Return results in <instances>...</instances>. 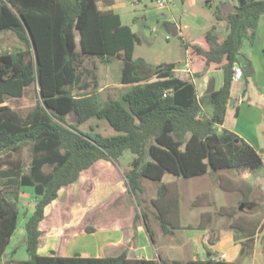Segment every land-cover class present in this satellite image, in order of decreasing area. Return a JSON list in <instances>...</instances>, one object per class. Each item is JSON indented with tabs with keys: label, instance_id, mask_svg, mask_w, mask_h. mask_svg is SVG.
Wrapping results in <instances>:
<instances>
[{
	"label": "trees",
	"instance_id": "trees-1",
	"mask_svg": "<svg viewBox=\"0 0 264 264\" xmlns=\"http://www.w3.org/2000/svg\"><path fill=\"white\" fill-rule=\"evenodd\" d=\"M100 1L106 8L113 5V0H0V33L14 34L25 46L0 53V262L18 226L19 208L5 179L13 177L22 187L42 185L44 193L35 195L34 210L24 226L29 259L12 264H238L214 260L209 251L204 260L186 262L161 256L128 259L125 254L104 258L37 254L46 208L58 199L62 188L77 182L82 172L100 160L117 164L126 151L134 156L125 179L135 197L143 196L144 180L160 184L152 204L163 233L170 225L165 175L190 179L233 169L244 177L262 166L254 147L235 133L219 129L231 97L233 67L241 66V60L252 66L241 48L244 42L253 45L255 41L264 0H234L230 12L217 8L216 20L228 26L225 38L216 34V26L198 43L183 38L184 74L171 63L151 65L134 59L140 38L118 13L100 9ZM88 57L120 60L118 82L130 90L100 101L97 79L84 82L89 71L83 64ZM207 71H221L223 86L200 96L192 79ZM34 84L39 101L25 115L5 104L7 99L22 98ZM204 106L212 108L210 116ZM71 114L75 116L72 124L67 121ZM92 118L105 120L116 135L82 132L80 126ZM24 150L31 154L27 169ZM141 217L154 244L147 216ZM241 224L235 220L231 228L242 234ZM254 236H244V256L253 250Z\"/></svg>",
	"mask_w": 264,
	"mask_h": 264
},
{
	"label": "rangeland",
	"instance_id": "rangeland-1",
	"mask_svg": "<svg viewBox=\"0 0 264 264\" xmlns=\"http://www.w3.org/2000/svg\"><path fill=\"white\" fill-rule=\"evenodd\" d=\"M172 1L173 5L163 8L158 7L154 0H118L116 4L122 23L130 26L140 38V43L135 47L134 58H141L151 65L157 62L171 63L176 66V69L184 70L186 55L183 38L198 43L203 34L213 26H216V34L220 38H225L228 34V26L224 21L216 20L215 12L217 8H222L224 3L233 6L235 1ZM99 5L101 6V3ZM172 28L178 32L177 36L172 34ZM20 49H25V46L14 34L0 33V53ZM242 52L248 57L252 56L254 66L258 69L254 73V67L253 69L248 67V70L252 69L249 72L250 75L242 81L243 90L246 93L243 99L244 106L246 111H257L261 114L264 124V15L261 17L260 31L253 45L244 42ZM240 62L243 66L245 60ZM241 66L239 67L242 68ZM83 68L89 71L84 75V82L91 83L94 77L99 82L100 101L128 92L131 88L121 86L118 82L122 68L120 60L112 59L109 62H103L94 57H88L84 61ZM101 88L102 91H100ZM239 88H241L240 84ZM198 94L200 95V92ZM38 101V86L34 84L25 90L22 98L7 99L5 104L25 115L35 107ZM67 121L74 123L75 116L69 115ZM79 129L84 133H95L106 137L116 135L105 120L96 118H92ZM258 135L260 139L255 150L261 156L262 166L252 174L241 177L235 170L228 169L209 171L203 176L190 179L165 175L163 183L173 184L170 213L175 222L167 225L168 235L165 237V242L172 248L169 258L185 261L198 252L202 257L204 250L197 243L194 233L198 229L214 230L218 238H222L230 232L241 235L239 229L231 228L235 220L253 222L255 230L264 223V127ZM133 157L129 151L124 152L117 164L120 170H128ZM22 159L27 169L31 161L28 150L23 151ZM97 163L90 170L83 172L77 182L61 189L58 199L46 208L44 230L53 223L54 229L66 235L61 243L66 239V241H74L71 242L73 245L79 243L81 246L89 242L88 238L76 239L75 233L80 232L82 227L88 225L99 231H107L114 226H119L126 230V226L128 227L129 222L133 220L134 228H141L143 233L141 238L137 237L136 242L139 243L145 238L148 244L152 245L141 217V214H145L148 227L157 242L156 234L162 235L163 231L156 217L158 211L152 201L157 199L160 184L144 180L143 196L135 197L129 191L127 192L123 177L117 173L110 178L111 190L105 193L102 188H99V183L105 184V180L96 168L104 162ZM5 179L18 205L19 217L17 229L6 247L2 260L26 261L29 259V254L24 226L34 210L35 187H22L19 180L13 177ZM137 216L139 220L135 221ZM263 229L259 231L257 247L259 251L264 252V237L261 235ZM241 251H244L242 246ZM242 252L235 262L249 264ZM259 259L260 263L264 264L263 255Z\"/></svg>",
	"mask_w": 264,
	"mask_h": 264
},
{
	"label": "crops",
	"instance_id": "crops-1",
	"mask_svg": "<svg viewBox=\"0 0 264 264\" xmlns=\"http://www.w3.org/2000/svg\"><path fill=\"white\" fill-rule=\"evenodd\" d=\"M117 1L118 0H113V5L108 8L104 6L103 1H100L98 5L101 3V6L99 5L100 9H111L120 15L116 4ZM260 20L257 27V33L260 31ZM241 52H242V48H241ZM242 54L246 57L247 60L251 62L252 66L250 68L253 69L254 67L253 72L256 73L258 69L255 68L254 66L255 64L252 56L248 57L243 52ZM241 70L243 73L242 80L240 81L234 80L232 83L231 95H230L231 97L229 100L230 104L227 106L224 123L219 130L227 129L238 135L240 138H242L252 147L256 148L258 147V142L260 139V135L258 134L261 133V131L263 130L264 124L261 118V114L257 113V111H246L247 109H245L243 99L245 98L246 93L245 90H243L242 81L243 79L249 77L248 75H250L249 72L251 71L248 70V63L246 60L243 65V69L241 68ZM176 71L181 74L186 73L187 71L186 61H185V69L184 70L176 69ZM192 80L196 85L198 92H200V96H201L205 90L207 91V88L210 83H212L214 90H219L223 86L224 77L221 71H207L202 73L199 78L197 79L193 78ZM239 84L241 88H239ZM102 90L103 89L101 88L100 91ZM239 99L242 100V104L240 105L237 104V100ZM203 111L207 116H210L212 113V108L210 106H204ZM251 133L253 134L251 135ZM100 161H103L104 163L96 168L98 173L103 177V180H105V184L99 183L100 184L99 188H102V191H105V193L109 192L111 190L110 178L116 176V174L118 173L123 177L125 181V189H127L128 192L129 190L125 179V173L129 169L126 171L124 170L122 171L117 165L118 163L114 164L110 161H105V160H100ZM94 166H96V164ZM88 170H90V168ZM82 174L83 172L81 173V175ZM165 184H167L169 188L168 202L166 204V210L168 211L167 220L169 221L170 225H172L175 223L174 218L171 216L170 213V207H171L170 196L172 194L171 189H173L172 188L173 184L169 182ZM144 192H145V188H144ZM45 216H46V212H45ZM44 221L45 219L39 225V229L42 232V235L39 238V245L37 249V254L39 256H51L54 254L56 256H61V257L80 256L83 258H104V257H117L122 254H125L128 259L157 260L158 256H161L163 259L166 260H170V261L176 260L169 258V253L172 251V248L170 247L169 244H166L165 242V237L168 235V232L162 233V235L156 234L157 242L155 241V243L157 244L152 243V245H150L148 244L145 238L138 243L136 242L137 237L140 236L139 238H141V235L143 233L141 231V228L139 227L137 229L134 228L135 224L133 220L129 222L128 227L126 226V230L120 228L119 226H114V228L109 229L107 231L106 230L99 231L96 228H92L86 225L82 227L80 232L75 233L76 239H80V238L89 239L88 240L89 242L81 246L79 243H74L73 245L71 242L74 241H69V240L66 241V239L65 242L61 243V240L64 239L66 235L62 234L63 232L60 231L58 232V229L56 228L54 229L53 223L48 227V229L44 230L43 227ZM262 225H264V223ZM262 225L260 227H257L256 230H254L255 228L253 227V222L248 223L246 221H243L241 224V227L243 228V232L241 235H236L230 232L229 234H227L222 238H218L216 231L207 230L206 228L198 229L195 232L193 231L195 233L197 243L204 250L203 256L200 257L199 256L200 252L197 251L198 253L192 256V258H189L188 260L182 262H186L189 260H204L207 256V251H209L211 254H213L212 259L223 260L227 263H233L236 261V259H238L239 255L242 252L241 246H242V242L245 241L244 236L249 235L251 233H255L253 250L245 258L246 261L249 262V264H261L259 258L260 256L264 255V252L259 251L257 247V242L260 238L259 231L261 230ZM261 235L262 237H264L263 230L261 231ZM14 261L15 260L13 259L1 260L0 264H12V262ZM176 261H180V260H176Z\"/></svg>",
	"mask_w": 264,
	"mask_h": 264
},
{
	"label": "built area",
	"instance_id": "built-area-1",
	"mask_svg": "<svg viewBox=\"0 0 264 264\" xmlns=\"http://www.w3.org/2000/svg\"><path fill=\"white\" fill-rule=\"evenodd\" d=\"M154 2L158 7H162V8L163 7H169V6L173 5L172 0H154ZM242 77H243V73H242L241 68L238 65H235L233 67V81L234 80L240 81V80H242ZM229 102H228L227 106L230 104ZM237 104L238 105L242 104V100L241 99L237 100Z\"/></svg>",
	"mask_w": 264,
	"mask_h": 264
},
{
	"label": "water",
	"instance_id": "water-1",
	"mask_svg": "<svg viewBox=\"0 0 264 264\" xmlns=\"http://www.w3.org/2000/svg\"><path fill=\"white\" fill-rule=\"evenodd\" d=\"M225 2H226V0H225ZM222 9H223L224 11H226V12H230V11L233 10V6H231V5L228 4V3H224V4L222 5ZM172 34H173L174 36H177V31H176L175 29H172ZM206 92H207V93H211V92H213V85H212V83L209 84V86H208ZM43 193H44V188H43V186H42V185H37V186L35 187V195H37V196H42ZM263 259H264V255H263Z\"/></svg>",
	"mask_w": 264,
	"mask_h": 264
}]
</instances>
